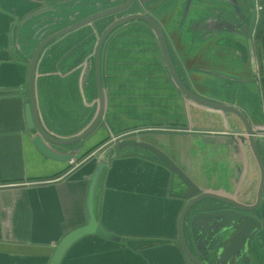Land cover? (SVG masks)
<instances>
[{
	"label": "crops",
	"instance_id": "1",
	"mask_svg": "<svg viewBox=\"0 0 264 264\" xmlns=\"http://www.w3.org/2000/svg\"><path fill=\"white\" fill-rule=\"evenodd\" d=\"M185 2L142 0L143 12L164 33L179 78L194 94L236 107L254 130L264 129V29L259 25L264 13L256 10L259 22L248 45L242 24L233 20L231 0H192L189 14L180 20ZM237 2L242 10L247 8V0ZM255 2L256 8L264 6V0ZM110 4V0H0V93L26 88L30 57L45 35ZM139 7L135 4L119 16L67 34L40 54L35 104L38 120L51 130L52 138H71L94 121L96 41L109 25L138 13ZM107 40L101 60L103 125L84 140L76 160L104 137L109 138L101 146L106 151L130 130L159 128L169 133L149 134L143 141L158 146L203 189L228 191L237 157L217 135L227 134V118L233 125L240 122L184 99L147 27L127 25ZM25 98L0 95V264H48L56 244L86 224L87 192L101 148L78 166L45 157L27 130ZM76 147L52 146L58 152ZM209 152V158L217 159L207 160ZM184 157L191 163L185 164ZM240 159L242 174L248 169L245 189L256 182L255 166L249 149L241 151ZM170 183V172L155 162L136 156L111 160L98 179L93 208L99 225L120 240L85 236L66 251L60 264H188L177 240L183 203L169 195ZM262 201L256 212L262 246L255 248L248 264H264Z\"/></svg>",
	"mask_w": 264,
	"mask_h": 264
},
{
	"label": "water",
	"instance_id": "2",
	"mask_svg": "<svg viewBox=\"0 0 264 264\" xmlns=\"http://www.w3.org/2000/svg\"><path fill=\"white\" fill-rule=\"evenodd\" d=\"M32 1L41 2L44 0ZM138 3L141 6L138 13L128 14L116 20L104 30L98 41H96L93 69L98 96V112L94 121L85 130L74 134L71 138H52L50 136L52 134L51 130L45 129L40 124L36 111L35 72L40 54L48 45L65 35L93 24L97 20L126 12ZM107 6L108 8L99 10L71 25L45 35L36 45L30 57L26 88L18 92L0 93V95L23 94L26 96L24 106L25 121L35 148L45 157L54 161L72 162L76 159L78 149L84 140L103 125L105 83L101 60L108 42L107 39H110L113 33L120 31V29L127 25H138L147 27L155 35L168 73L185 100L205 109L221 112L226 115V118L228 115H232L237 122H240L236 123V126L230 123L227 118L229 126L227 134L217 135V137L223 139L220 141V144H225L233 152L249 149V155L254 160L252 161L255 166L256 182L248 184L245 189L242 188L245 181H250L246 180L248 178V169L242 174L241 154H238V156H234V158L237 157V160L234 161L235 169L232 187H229L228 191L222 190L221 192L205 190L194 183L158 146L143 141L149 134L157 135L169 132L147 129L125 133L114 139L109 144L108 150L104 151V147L97 150L98 165L91 177L86 198L87 222L85 225L69 232L56 244L48 264H60L66 251L76 241L85 236L97 235L108 240H120V238L109 234L99 225V218L94 213L93 202L102 170L111 160L126 156H136L155 162L170 172L171 183L169 191L171 192V189L175 187L176 194L172 195L169 193V195L179 199L183 203L177 220L178 249L188 264H241V262L248 264L249 257L255 251V248H261L262 246L261 225L256 212L262 206L264 198V129L254 130L244 114L236 107L202 98L194 94L183 84L173 66L164 33L157 21L143 12L142 0H124L118 5L110 4ZM191 7L192 0H186L180 20L186 18ZM246 7L242 10L237 0H231L233 20H238L242 24V36L246 38L249 45L259 18H257L255 0H247ZM261 20L264 19L262 18ZM262 23L264 24V21ZM70 145H77V147L69 152H58L52 148V146ZM202 147L204 148L205 146ZM202 153H204V150H202ZM237 161H240V165L235 163ZM246 164L248 166V161L244 164L245 167ZM238 165L240 168H237ZM195 228L199 231V235L202 236L199 240L198 237H194V240H198V242H195L193 245V241L190 242L188 233L190 230V233L194 234Z\"/></svg>",
	"mask_w": 264,
	"mask_h": 264
},
{
	"label": "rangeland",
	"instance_id": "3",
	"mask_svg": "<svg viewBox=\"0 0 264 264\" xmlns=\"http://www.w3.org/2000/svg\"><path fill=\"white\" fill-rule=\"evenodd\" d=\"M120 1H124V0H112V1H110V2H112V4L111 5H118V4H120ZM117 2V3H116ZM122 13H120V14H118V15H115V16H119V15H121ZM242 32H243V29H242ZM140 130H145V129H140ZM139 131V130H138ZM130 132H136V130H130ZM93 133H95V131L93 132ZM92 133V134H93ZM143 138V137H142ZM103 140H105V141H108L109 140V138H107V137H104V139ZM100 140H98V142H99ZM97 142V143H98ZM96 143V144H97ZM204 143V142H203ZM212 142H210L209 144H211ZM213 143H216V142H213ZM217 143H219V141L217 142ZM90 149V148H89ZM98 149V148H97ZM195 155H196V153H193V157H195ZM211 155V153L209 152V153H207V158H209V156ZM94 156V155H93ZM88 157V156H87ZM86 157V158H87ZM86 158H84V159H75L73 162H74V166H78L80 163H82ZM196 158V157H195ZM206 157H205V160L207 159ZM212 159H217V158H209V159H207V160H212ZM184 163L185 164H190L191 162H190V160H189V158H187V157H184ZM205 173V172H204ZM206 177V176H205ZM194 183H196L195 181H193ZM197 184V183H196ZM176 192V188L174 187L173 189H172V192H170V194H172L173 195V193H175ZM223 195V194H222Z\"/></svg>",
	"mask_w": 264,
	"mask_h": 264
},
{
	"label": "flooded vegetation",
	"instance_id": "4",
	"mask_svg": "<svg viewBox=\"0 0 264 264\" xmlns=\"http://www.w3.org/2000/svg\"><path fill=\"white\" fill-rule=\"evenodd\" d=\"M110 1H112V0H110ZM258 7L260 8V11L262 10V14H263V13H264V6L260 5V6H258ZM260 17H261V15H260ZM262 18L264 19V15H262ZM258 24H259V23H258ZM259 25H260L261 28L264 29V24H263V25H262V24H259ZM262 31H264V30H262ZM156 130H162V129L157 128ZM162 131H163V130H162ZM165 131H166V130H165ZM165 131H164V132H165ZM103 139H104V138H102L99 142L103 141ZM99 142H98V143H99ZM106 142H107V141H106ZM106 142H105V143H106ZM98 143H97V144H98ZM105 143H104V144H105ZM101 146H102V145H101ZM101 146H100V147H101ZM231 154H232V155L234 154L233 156H238V154H241V151L233 152V150H232V151H231ZM251 158H252V156H251ZM252 160H253V158H252ZM253 161H254V160H253ZM261 207H262V206H261ZM261 207H260V208H261ZM212 230H213V228H212ZM212 230H211V231H212ZM211 231H209V232H211ZM209 232H207V233H209ZM203 234H204V233H203ZM188 236L190 237V242L193 241V245H194L195 242H198V240L200 239V237H201L202 235H199V231L195 228V229H194V234H193L192 232L190 233V230H189ZM194 237H198V240L195 241V240H194ZM177 240H178V238H177ZM203 254H204V253H203ZM203 254H202V255H203ZM207 259H208V258H207ZM241 264H246V263L241 262Z\"/></svg>",
	"mask_w": 264,
	"mask_h": 264
},
{
	"label": "trees",
	"instance_id": "5",
	"mask_svg": "<svg viewBox=\"0 0 264 264\" xmlns=\"http://www.w3.org/2000/svg\"><path fill=\"white\" fill-rule=\"evenodd\" d=\"M106 141L103 140L101 142H99L98 144H95L93 147H91L90 149L86 150L83 154H81V156L79 157V159H84L87 156H90L97 148H99L101 145H103ZM78 159V160H79Z\"/></svg>",
	"mask_w": 264,
	"mask_h": 264
},
{
	"label": "built area",
	"instance_id": "6",
	"mask_svg": "<svg viewBox=\"0 0 264 264\" xmlns=\"http://www.w3.org/2000/svg\"><path fill=\"white\" fill-rule=\"evenodd\" d=\"M256 10H258V11H259V10H260V8L258 7V8H256ZM70 163H73V161H72V162H70Z\"/></svg>",
	"mask_w": 264,
	"mask_h": 264
}]
</instances>
